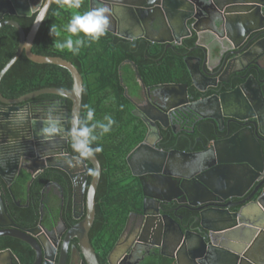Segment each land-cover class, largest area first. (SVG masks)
I'll return each instance as SVG.
<instances>
[{"label":"water","instance_id":"1","mask_svg":"<svg viewBox=\"0 0 264 264\" xmlns=\"http://www.w3.org/2000/svg\"><path fill=\"white\" fill-rule=\"evenodd\" d=\"M95 1L98 0H90V9L93 8ZM103 1L110 9L108 15L112 23L110 22L108 31L123 37L129 39L143 37L153 43H167V47H175V45L183 44L186 38L196 34L197 41L192 50L201 49L203 57L195 56L189 57V59H198L199 72L206 79H213L214 76L218 75L219 71L214 72L217 66L216 62L221 59L225 52L222 42L216 38H210L206 44L203 42V34L206 30H210L215 35L223 30L226 31V38L229 41L228 49L231 50L241 47L252 33L258 31L242 50L228 52L223 59L222 64L224 66L232 60H228V56L234 55L236 58L233 59L237 60L244 56L249 49L255 47L259 51L263 46L264 38L259 37L264 35V0H222L224 6L228 5L230 8L225 10L222 16L216 20L215 31L210 28H203L201 20L209 19V7L215 5L217 0ZM39 3L41 0H0V31L4 26L10 25L15 27L19 34V45L14 56L0 71V114L4 115L6 119L4 126L0 125V145L12 141L9 136L10 134L13 136L14 129L6 127L12 122L10 121L12 112L18 111L22 104L45 94L58 95L66 99V118L63 132L65 143L69 140L71 128L73 126L79 127V125L73 124L74 118H80L82 112L84 80L79 69L72 61L63 57L46 56L33 52L32 48L36 36L44 21L39 25H32L29 32L26 33L18 21L4 19L6 14L30 17L38 11L34 6ZM30 7H33V14H29ZM122 23L125 24V28H137L140 34L126 35L119 29L116 32L117 28L115 27ZM230 29L236 31L237 38L230 34ZM237 40L240 41L237 42ZM252 42L253 45L248 49ZM22 54H25L33 62L56 64L67 69L72 76L73 86L69 89L45 87L17 98L5 97L1 92L2 79ZM239 54L241 55L238 56ZM186 63L194 79L192 65L189 64L188 60ZM250 79L241 86L218 91L213 96H207L205 93L206 98H203L204 100L201 98L202 100L194 102H190V99L193 100L194 97L189 98L188 84L172 83L168 86L173 87L175 95L185 96L177 106L183 105L195 111V105L215 97L217 104L223 110L231 107L246 113L254 108L258 109V101L252 100L249 96L251 93L248 88V86L251 87L249 85ZM194 85L203 92L208 91L210 87L217 86V84L209 83L206 89H203L196 81ZM254 87L259 93L263 92L264 97V85L259 86L257 84ZM67 100L72 101L71 111L68 108ZM241 114L243 113L231 114V116L244 120L246 117L241 116ZM254 118H256L253 123L256 132L250 133L242 146H232L233 136L228 133L225 137H220L226 146L219 148L217 146L215 149L212 146H205L201 151L186 152L182 150H160L156 144L161 139L158 121L161 123L162 121L159 117H144L148 132L138 149L143 146L152 148L153 155L147 158L145 171L147 173L150 171L152 176L156 178L153 188L163 193H175L173 197H165L164 200L166 201L184 197L187 207L199 212L197 217L200 223L198 229L184 227L169 214L160 212L157 204L159 199L147 193L146 185L143 184L145 197L151 201L157 199L153 209H149L150 203L148 204V199H144L142 214L145 216V225L143 231L150 230V219L153 221L152 227L153 225L155 227L156 222L154 221L158 220V242L156 245L164 249L163 239L168 236L173 239L177 245L173 252L167 254L163 250L162 254L174 258L176 264H264V146L259 143V140L264 142V132L262 131L261 118ZM77 139L79 138L77 137ZM213 151H215L214 157ZM88 160L94 164V169L99 171V175L93 177L90 186L87 214L79 224L72 228L68 238L74 236L79 238L80 250L84 256L85 264H100L92 246L89 232L96 218V194L101 180L102 165L96 155ZM171 165H174L179 172L170 171L168 167ZM187 169L190 173L188 177L185 175ZM0 175H3L1 171ZM249 192L250 194L245 197ZM234 198H240V200L230 203ZM150 210L153 212L148 213ZM167 220L171 222L169 228L166 223ZM0 226L7 227V230L0 231V237L10 236L19 239L29 244L36 251L37 257L33 264H55L56 253L52 256L48 255L43 242L41 243L35 231L20 229L10 218L1 192ZM115 249L116 247L109 257ZM66 250L67 245L63 247L59 255L58 264H66ZM3 254L6 255H0V264H8L10 258H15L11 249L4 251Z\"/></svg>","mask_w":264,"mask_h":264},{"label":"flooded vegetation","instance_id":"2","mask_svg":"<svg viewBox=\"0 0 264 264\" xmlns=\"http://www.w3.org/2000/svg\"><path fill=\"white\" fill-rule=\"evenodd\" d=\"M104 2L103 0L95 1L93 8L100 4L106 6ZM228 8H230V6H224L222 0H217L215 5L209 7V19L201 20L202 27L210 28L215 31L216 20L218 17L222 16V13ZM7 16L19 17V15L6 14L4 15V19H7ZM110 22L112 23L111 20ZM125 27L124 23L119 24V26L117 25V27H115L117 28L116 32H118L119 29L120 32H124L123 34L126 35L140 34L139 30L135 27H129L130 30ZM257 33L258 31L252 33L241 47L231 50L228 49L229 41L226 38V31L223 30L216 35L210 32V30L205 31L203 37L205 39L213 37L221 41L225 51L221 59L216 62L217 66L214 72L219 71V73L213 77L214 80L204 78L199 72L198 59H189V57L195 56L203 57L201 49L192 50L193 47H191L188 52L183 54L185 63L186 60H188L189 64L192 65L194 79L200 88L206 89L209 83L214 85L217 84L216 87L208 88L209 90L206 92L199 91L195 87V81L192 78L187 63L188 78L186 77V81H168L147 85L141 78L137 65L129 60L125 61L123 64H131L137 82L131 87V85L125 83L122 78L121 83L125 87V96L133 106L131 109L133 117L136 118L138 124L141 122L146 128L145 137L148 132V127L144 117L147 116L159 117L162 121V123L158 121L161 139L156 144L162 151H201L205 146H212L214 149L218 146L219 148L221 146H226L220 137H225L228 133H230V136H233L232 146H242L244 141L246 142L248 139L247 137H249V134L256 132V127L253 125L256 121L254 117L261 118L262 131L264 132L263 92L259 93L254 87L257 86V84H259V86L264 85V42L259 51L255 47L249 49L253 45L252 42L248 47L249 51L246 49L248 52L244 56L239 57L237 60L233 59L236 58L234 55L228 56V60L232 59L230 63L225 66L222 64L228 52L242 50L244 46H246V43L250 41L251 38L255 37ZM113 34L131 41L143 38L137 37L129 39L117 33ZM149 34L153 35L150 32ZM230 34L237 38L236 31L230 29ZM259 38H264V35H261ZM147 41L150 42L149 40ZM239 41L240 40H237V42ZM150 43L153 44V42ZM158 44L164 45L166 50L173 49L177 46L167 47V43ZM240 55L241 54L238 56ZM201 64L200 61V66ZM248 79L251 80L249 81L251 87L248 86L251 92L249 96L252 100L255 99L258 101V109L254 108L246 113L239 112L231 107L223 110L217 104L215 97H211L195 105V111L183 105L177 106L180 100L185 96L175 95L173 87L168 86V84L172 83L188 84L189 98H191V96L194 97L193 100L190 99V102H194L206 98V95L213 96L217 94L218 91L234 89L244 84ZM205 93L206 95H204ZM65 104L66 99L63 98H36L22 104L18 111L12 112L10 116V121L12 122L6 126L14 129L13 136L11 134L9 136L12 141L8 144L0 145V171L3 174L0 175V192L10 218L20 229H31L35 231L41 243L43 242L48 255L52 256L56 253L55 264H58L59 255L66 245V264H85L84 256L80 250L79 238L76 236L68 238V234L87 214L89 190L94 177L89 174L88 170L94 169V164L89 160L79 164L73 160V166H69L67 163L68 160L72 159L77 154L73 152L71 148L70 136L68 142H64L63 132L66 118ZM240 113H243L241 116L246 117L244 120H239L231 116V114ZM48 115L58 117L62 127L59 134H56L50 140H44L39 134V131L44 127L43 120ZM253 115L255 116L253 117ZM5 121L4 115L0 114V125L4 126L6 123ZM145 137L127 156V162L132 175L137 178V181L140 182L142 187V209L141 211L131 212L126 227L118 236L105 260H103L102 250L95 244V234L93 233V226L91 227L89 236L100 264H140L145 255L151 253L162 254L163 250L167 254L173 252V249L177 245L169 236L163 239L164 249L156 245L158 242V220L154 221L156 224L155 227L154 225L152 227L151 224L153 221L150 219V230L143 231L145 225V216L142 214L144 199H148L147 202L148 204L150 203L149 209L155 208V200L159 199L157 204L160 212L162 214H169L182 226L193 229H198L199 227L200 223L197 220L199 212L189 209L184 197L166 201L164 200L165 197H173L175 193H163L153 188L156 178L152 176L150 171L148 173L145 171L147 168L145 165L146 160L153 155L152 148L143 146L141 149H138V146L145 140ZM259 143L264 146L262 140H259ZM96 156L98 157V155ZM98 159L100 161L99 157ZM168 169L170 171L179 172L174 165H171ZM35 170L36 172L34 173ZM185 173L187 177L190 175L188 169ZM143 184L146 185L147 193L152 194V196L157 197V199L151 201L149 198L145 197ZM250 192L245 197H247ZM239 200L240 198H234L230 203H235ZM151 212H153V210H150L148 213ZM166 223L169 228L171 223L170 220H167ZM1 230H7V227L0 226V231ZM10 238L13 237H0V243ZM22 242L24 244L22 243L20 247L19 242H16L14 246L24 248L23 245L26 244V252L31 255L29 256L30 258L33 257V260L28 264H33L37 257L36 251L26 242ZM115 247L116 249L111 257H109ZM8 249H11L15 255V258H10L8 264H27L12 247L0 248V255H6L3 254V252ZM29 257L27 259H29Z\"/></svg>","mask_w":264,"mask_h":264},{"label":"trees","instance_id":"3","mask_svg":"<svg viewBox=\"0 0 264 264\" xmlns=\"http://www.w3.org/2000/svg\"><path fill=\"white\" fill-rule=\"evenodd\" d=\"M56 10L57 5L52 3L36 36L33 52L68 59L81 72L84 90L79 126H83V118L89 107L95 110L94 121L106 123L104 117L111 116L116 122L109 133L91 142L93 148L97 144L103 147L102 152L96 153L102 163L103 171L96 195L93 233L95 244L102 250L103 260H105L118 236L126 227L131 212L141 211L143 201L141 184L132 175L127 156L144 139L146 128L141 122L139 125L131 113L133 106L125 96V87L121 79L123 78L125 83L132 87L137 82V78L134 76L131 64L123 63L127 60L134 62L147 85L186 81L188 73L183 54L195 46L197 36L195 34L186 38L183 44L166 50L162 44H151L143 38L131 41L107 31V34L99 41L86 43L78 55H73L67 50L60 51L55 47L57 38L49 35V30L51 25H55L61 32L59 39H63L68 35L64 32V26L69 22L72 13L79 11L82 14L90 10V0H83L79 10L61 9L59 17L53 15ZM34 14L30 17L7 16V19H15L28 33L33 25ZM18 45L17 29L10 25L4 26L0 31V71L14 56ZM72 86L73 79L67 69L56 64L36 63L22 54L2 79L1 92L7 98H17L45 87L69 89ZM41 98L63 97L45 94L37 99ZM71 107L72 101L68 100L70 111ZM91 123L88 122L89 125ZM92 135L99 136L100 130L97 128ZM6 240L0 243V248L12 247L27 264L33 260V257L30 258L31 255L26 252V244L23 245L24 248L14 246L16 242H19L20 247L22 241L15 238ZM140 264H176V261L161 253H151L145 255Z\"/></svg>","mask_w":264,"mask_h":264},{"label":"clouds","instance_id":"4","mask_svg":"<svg viewBox=\"0 0 264 264\" xmlns=\"http://www.w3.org/2000/svg\"><path fill=\"white\" fill-rule=\"evenodd\" d=\"M52 3L57 5V10L53 12V15L59 17L61 15V9L79 10L82 7L83 0H41V3L34 6L38 11L34 14L33 25H39L46 19L47 10ZM109 13L110 9L102 4L84 11L82 14L79 11H75L72 13L69 22L64 26V32L68 33L67 36L59 39L61 32L55 25H51L49 35L57 38L55 40V47L57 49L60 51L67 50L73 55H78L86 43L97 42L102 36L107 34L110 24ZM29 14H33V7H30ZM81 33L83 34L82 36ZM94 112L95 110L89 107L86 116L83 118V126H73L70 130L71 148L77 155L67 161L69 166H73V160L79 164L93 157L96 153L102 152L103 147L101 145L97 144L93 148L91 142L109 133L112 130V126L116 123L111 116L104 117L106 123L94 121ZM88 122H92L91 125ZM80 123L81 120L79 117L74 118L73 124L80 125ZM43 124L44 127L40 129L39 134L44 140H50L61 132L62 126L58 117L48 115L43 120ZM97 128L100 130V135H92ZM204 154L206 155L207 153ZM214 156L215 151H213ZM88 171L93 176L99 175V171L96 169H89Z\"/></svg>","mask_w":264,"mask_h":264},{"label":"crops","instance_id":"5","mask_svg":"<svg viewBox=\"0 0 264 264\" xmlns=\"http://www.w3.org/2000/svg\"><path fill=\"white\" fill-rule=\"evenodd\" d=\"M209 39H210V38H208V39H205V38H204V39H203V42L206 44V43L209 41ZM207 40H208V41H207Z\"/></svg>","mask_w":264,"mask_h":264}]
</instances>
